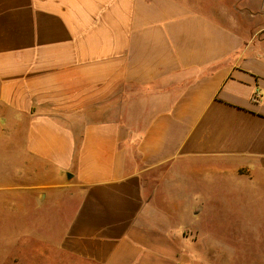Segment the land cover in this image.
<instances>
[{"label":"crops","instance_id":"0c3cea01","mask_svg":"<svg viewBox=\"0 0 264 264\" xmlns=\"http://www.w3.org/2000/svg\"><path fill=\"white\" fill-rule=\"evenodd\" d=\"M0 160L60 262L200 264L210 209L248 238L264 0H0Z\"/></svg>","mask_w":264,"mask_h":264},{"label":"rangeland","instance_id":"374dc122","mask_svg":"<svg viewBox=\"0 0 264 264\" xmlns=\"http://www.w3.org/2000/svg\"><path fill=\"white\" fill-rule=\"evenodd\" d=\"M5 168V161L0 160V172ZM16 181L0 176V264H84L60 255L52 244L37 239L35 218L38 209L27 200ZM12 189V190H11ZM18 196V197H17ZM237 203L243 208L235 210L236 218H241L251 226L248 238L233 239L229 220V209L206 210V217L199 222L205 230V264H264V194L238 192ZM246 203L250 204L245 207ZM246 214V216H245ZM244 227V225L242 226ZM216 237V238H215ZM219 240H215V239ZM203 259L199 258L201 264Z\"/></svg>","mask_w":264,"mask_h":264}]
</instances>
